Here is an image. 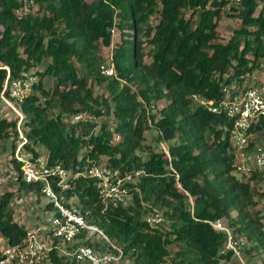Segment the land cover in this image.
Here are the masks:
<instances>
[{
  "label": "trees",
  "instance_id": "16d2710c",
  "mask_svg": "<svg viewBox=\"0 0 264 264\" xmlns=\"http://www.w3.org/2000/svg\"><path fill=\"white\" fill-rule=\"evenodd\" d=\"M19 1L0 0V94L8 75L15 79L31 69L39 75L21 104L26 150L37 157L40 145L50 164L74 172L88 159L122 172L144 171L132 203L115 209L105 208L93 179L71 177L63 193L79 198L88 221L132 264H225L236 257L222 253L226 234L210 223L221 219L245 240L244 259L250 244L264 264V218L251 211L256 196H264L258 188L264 176L234 174L231 118L193 97L218 102L223 86L242 84L261 67L264 0H37V12L21 20L13 13ZM223 16L239 23L227 40L220 38ZM116 33L119 40L106 54ZM102 65L115 73H103ZM46 76L54 79L51 91ZM95 86L107 95L97 96ZM78 113L90 117L74 121ZM104 115L115 123L99 126L95 119ZM152 127L167 148L145 143ZM255 130H264V118ZM115 134L120 140L112 143ZM20 140L18 119L0 115V147L5 142L18 185L17 197L11 189L0 195L5 244L26 236L27 225L15 218L17 201H25L18 192L42 196L41 183L23 180L14 157ZM51 207L48 202L46 210ZM155 209L165 217L158 227L146 220ZM86 243L108 250L101 241ZM45 264L75 263L54 250Z\"/></svg>",
  "mask_w": 264,
  "mask_h": 264
},
{
  "label": "built area",
  "instance_id": "2783aa9c",
  "mask_svg": "<svg viewBox=\"0 0 264 264\" xmlns=\"http://www.w3.org/2000/svg\"><path fill=\"white\" fill-rule=\"evenodd\" d=\"M37 10V0H20L13 13L21 20ZM101 68L107 75L115 73L114 66L102 65ZM38 80L35 69L25 70L15 79H10L8 75L0 99L14 108L19 118L21 140L14 151V157L22 164L23 180L27 183H41V194L52 207L45 211L36 225L27 228L26 236L21 242L6 244L1 249L0 264H45L50 252L54 250L72 258L75 264H121L126 258L124 249L97 224L89 222L81 207L71 200L72 197H66L63 190L70 186L71 177L90 178L95 181L105 208L127 207L132 203L133 190L144 171L122 172L106 163L88 159L83 170L74 172L62 164H50L44 155L35 157L31 151L26 150L28 139L21 129L25 118L21 104L33 92ZM222 92L223 96L218 102L201 98L197 94L193 97L205 104L210 111L224 113L231 118L233 172L241 175L257 172L264 176V130H255L260 119L264 118V80L260 84H228L223 86ZM87 119L89 118H84L83 113L73 117L74 121ZM119 140L120 135L115 134L111 142ZM146 220L152 227H158L165 217L155 209L146 216ZM210 223L226 234L222 253L231 251L241 264H246L243 255L244 240L236 237L223 220ZM88 240L93 243L101 241L100 245L105 244L108 250L89 245L86 243Z\"/></svg>",
  "mask_w": 264,
  "mask_h": 264
},
{
  "label": "rangeland",
  "instance_id": "374dc122",
  "mask_svg": "<svg viewBox=\"0 0 264 264\" xmlns=\"http://www.w3.org/2000/svg\"><path fill=\"white\" fill-rule=\"evenodd\" d=\"M238 25H239V23L237 22V20L235 18H229L227 16H223L222 21H221V25L219 26L220 38L222 40H227L233 34V31L235 30V28H237ZM117 40H119V36L116 33L113 37L112 46L109 49L107 48L104 50V51H106V54H110L109 51L112 53L113 47H114V42H116ZM150 47L151 46L148 44H145V47H144V53L146 54V59L148 61L151 60V56L149 55ZM110 61H111V58L109 57L108 63ZM38 79H39V75H38ZM263 80H264V59L261 60V67L255 69L251 75H247L246 77H244L243 82L246 84L247 83H249V84H254V83L260 84L261 82H263ZM44 82H45L46 88L51 91L53 89V86L55 85L54 79L52 77L46 76L44 78ZM238 83L239 82L236 80L233 84H238ZM94 91H95V94L97 96H106L107 95L105 88H103L101 86H95ZM83 114H84V118L90 117V115L87 113H83ZM0 115L9 116V117H12V118L19 120L17 112L14 110V108L9 106L2 99H0ZM95 120L97 122H99V126L102 125L103 122H110L111 124L115 123V119H113L110 115H104V116H101ZM23 134H24V132H23ZM263 137H264V133H263ZM6 142L8 144H10V141L9 142L6 141ZM157 142L158 143L160 142V144H162L163 147L167 148L165 143H163L162 140L159 138L158 132L155 130V128L152 127L150 132L146 135L145 143L150 144L152 147H155ZM4 143L5 142H1V147H0V195L11 189L15 193V196L17 197L16 192L18 191V185H17V181L14 177L15 171L8 164L9 163V159H8L9 155H8V151L3 149ZM38 148L41 151L42 155H44V156L47 155V149L46 148H43L40 145L38 146ZM147 153L148 152L146 150H144L141 154H143L145 156ZM103 159H104V157H103ZM234 174L238 178L243 177V175H241L239 173L234 172ZM258 188H259V191L264 193V182L259 183ZM18 193L23 196L25 201H21L20 203H19V201H17V203H16L17 206H16L15 210H16V212L18 211V213L15 212L16 218L23 217V218L27 219V217H30L32 214H35L38 218L44 216V214L46 213L45 212L46 205L49 202L46 197L41 196L40 200H37L35 197L36 193H33V194L31 193L30 195H27V192L25 190L21 191V192L19 191ZM31 197L33 199H28ZM256 199L258 200V205L254 208H251V211H255V210L260 211V214L264 218V196L257 195ZM71 200L76 205H79V198L78 197L74 196L71 198ZM32 201H34V203H32ZM30 203H32V205H34V208H32L30 206L31 205ZM223 222L226 224V222L224 220H223ZM164 228L165 229L169 228L168 222H165ZM5 245H6L5 239L0 237V248L3 249ZM245 254H246L245 255L246 264H255L256 262L258 264H261L260 263L261 257L256 256V254L254 253L253 248H251L250 244L247 245V250H245ZM249 261H250V263H249ZM121 264H132V263H130L128 258H125V260ZM225 264H241V263L236 258H234L232 261L227 262Z\"/></svg>",
  "mask_w": 264,
  "mask_h": 264
},
{
  "label": "crops",
  "instance_id": "0c3cea01",
  "mask_svg": "<svg viewBox=\"0 0 264 264\" xmlns=\"http://www.w3.org/2000/svg\"><path fill=\"white\" fill-rule=\"evenodd\" d=\"M20 202H21V200L19 201V203ZM32 203H34V202H32ZM32 203H30L31 204L30 206L32 208H34V205H32ZM16 213H18V211ZM16 213H15V218H16ZM40 218H38L35 214H32L30 217H27V219L20 217V218H16V220H18L21 224L27 225V227H33L34 225H36L38 223Z\"/></svg>",
  "mask_w": 264,
  "mask_h": 264
}]
</instances>
